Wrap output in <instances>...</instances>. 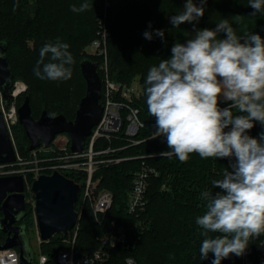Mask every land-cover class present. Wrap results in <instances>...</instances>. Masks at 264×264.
I'll return each mask as SVG.
<instances>
[{
  "label": "trees",
  "instance_id": "obj_1",
  "mask_svg": "<svg viewBox=\"0 0 264 264\" xmlns=\"http://www.w3.org/2000/svg\"><path fill=\"white\" fill-rule=\"evenodd\" d=\"M250 2L251 0H210V3L207 1L206 9L208 6L214 14L211 18L207 15L200 28L215 29L216 24L226 19L238 37L253 33L264 39V6L253 16L250 15L254 11ZM83 3H88L90 7L83 12L71 11V6L79 7ZM185 3L186 0H109L110 5L106 10L110 30L108 54L111 59V79L130 86L134 79L139 77L142 91L140 96L134 99L132 106L140 109L139 118L144 127L132 139L136 143L125 137L124 130L111 142L100 140L96 143L97 150L109 147L116 149L114 154H107L104 158L125 160L117 164L103 165L95 172L94 193L98 195L100 191H110L113 195V205L103 226L95 222L90 207L85 208L77 247L82 252L95 250L98 247L97 238L108 232L111 222L115 221L117 225L123 226L126 232L125 242L112 251V260L117 264H123L127 257H133L138 264H212L213 254L209 253L207 259H201L200 247L204 239L221 235L210 232L205 235V230L196 220L206 212L207 201L201 193L207 191L215 194L220 191L213 186V181L223 179L225 172L231 170L230 159L201 158L198 153L190 154L186 162H180L175 155L170 159L162 158L159 153L168 151V145L163 136L153 139L156 121L150 115L146 104V78L150 69L158 66L161 59L171 58L173 45L185 44L188 39L194 37L198 29L196 22H185L175 28L171 25L172 40L167 38L162 41L155 35V30H162L165 14L171 9V16L181 14ZM194 3H199V0H194ZM104 7V0H0V42L8 45L6 56L14 78L26 77L15 73L11 61V49L16 41L24 42V39L31 37L37 30L49 44H55L57 41L67 43L68 51L73 56L74 52L98 36L97 17L103 13ZM36 23L40 25L37 29ZM193 24L196 25L195 29ZM145 31L152 32L153 39H145ZM219 38H225V34L220 33ZM49 58L45 57V63L49 62ZM85 58L87 57L80 59L79 66ZM78 72L83 77L81 68ZM100 78L102 81L101 74ZM35 79L41 80L36 76ZM103 89L102 82V92ZM43 105L50 116L63 114L67 120H72L57 101L45 102ZM126 114L127 112L123 113L124 118ZM233 115L246 114L233 109ZM73 116H76V112ZM253 123L254 127L247 130V134L259 139L260 134L264 132V125L257 121ZM228 130L230 129H225L226 132ZM12 133L23 158H30V141L23 127L17 123ZM88 142L87 139L85 148ZM143 163L152 167L157 176L152 175L149 179L145 209L139 215L133 216L127 210L128 194L134 182V174L140 170ZM44 174L48 175L50 172ZM86 177L85 173H80L72 175L70 179L82 183ZM82 194L81 190L77 207ZM23 220L27 228L34 224L31 204L27 205L26 217ZM63 237L56 236L50 243H42L44 252L52 256L56 250L63 247ZM239 258L230 254L222 259L221 264H240Z\"/></svg>",
  "mask_w": 264,
  "mask_h": 264
},
{
  "label": "clouds",
  "instance_id": "obj_2",
  "mask_svg": "<svg viewBox=\"0 0 264 264\" xmlns=\"http://www.w3.org/2000/svg\"><path fill=\"white\" fill-rule=\"evenodd\" d=\"M206 4L207 0H186L183 12L170 17L171 25L198 23ZM262 6L264 0H251L250 15ZM89 7L73 5L71 11ZM220 33L225 38L220 39ZM155 35L163 39L164 30H155ZM143 36L153 39L150 31ZM68 48L59 41L45 44L34 75L42 80L70 79L73 56ZM171 52V58L161 59L146 78V104L156 121L153 139H166L169 150L159 153L162 158L175 155L186 162L190 154L198 153L201 158L230 159L231 170L213 181L220 191L201 193L206 212L196 220L205 235L221 234L203 240L200 258L211 253L212 264H221L230 254L243 255L251 238L264 233V132L259 139L247 134L254 121L264 125V39L253 33L238 37L225 19L215 29L196 30L192 39L175 43ZM221 97L231 102L228 107H219ZM233 109L246 115L234 116Z\"/></svg>",
  "mask_w": 264,
  "mask_h": 264
},
{
  "label": "built area",
  "instance_id": "obj_3",
  "mask_svg": "<svg viewBox=\"0 0 264 264\" xmlns=\"http://www.w3.org/2000/svg\"><path fill=\"white\" fill-rule=\"evenodd\" d=\"M104 3L105 10H107L110 5L109 0H104ZM19 84L15 82L16 89L12 93L14 101L9 107H5L0 94V111L9 133H11L10 136L13 142L12 129L18 123V110L15 106V99L22 94L15 93ZM103 84L105 85L101 97L103 102L100 100L104 108L103 116L100 123L93 128L91 136L87 138L89 142L84 151L72 153L68 135H59L50 148L40 147L31 153L28 159L21 158L16 153V162L0 165V177L10 175H22L25 177L26 204L32 205L36 226L38 221L34 211L35 201L30 196L33 181L40 175L42 176L44 172L52 174L54 171H59L67 177L80 173L87 175L82 182L83 194L79 207H77L78 219L75 227L71 230L69 237L63 235V247L56 250L52 256L43 253L39 258L38 264H117L112 260V251L119 244L125 242L126 232L124 227L117 225L113 221L108 232L97 238L98 247L95 250L82 252L77 247V238H79L78 235L85 208L89 206L95 222L99 226H103L106 222L107 214L113 205V195L110 191L103 190L98 195L94 193L96 183L93 176L95 172L103 165L117 164L125 160L124 158H104L103 156L107 154H114L116 149L109 147L97 150L96 143L100 140L111 142L113 139L118 138V134L123 130L125 137L132 140L144 127V123L139 118L140 109L132 106L134 99L141 94L139 86L117 83L108 77L103 80ZM124 112H127L125 118L123 116ZM62 137V144H58ZM133 143L136 142L133 141ZM5 168H10L11 170H6L5 172L3 170ZM152 175L157 176V172L145 163L134 174V182H132V188L128 194L127 210L130 215H139L145 209L147 204L146 193L149 179ZM29 178H31V181H29ZM51 240L45 243H50ZM39 241L42 244L40 237ZM19 250L18 248L1 250L0 264H21ZM239 257L240 264H264V233H261L258 237L251 238L245 253ZM123 264L138 263L133 257H127Z\"/></svg>",
  "mask_w": 264,
  "mask_h": 264
},
{
  "label": "water",
  "instance_id": "obj_4",
  "mask_svg": "<svg viewBox=\"0 0 264 264\" xmlns=\"http://www.w3.org/2000/svg\"><path fill=\"white\" fill-rule=\"evenodd\" d=\"M8 45L0 42V94L5 107H9L14 97L15 78L6 56ZM96 62L85 58L80 63L81 73L86 82V94L81 99L75 119L67 120L65 115L50 116L43 108L38 120L32 116L30 97L26 96L18 108V123L23 127L30 141L29 152L38 148H50L57 136L68 135L72 153L84 151L87 138L103 116L102 81ZM0 111V165L14 163L17 154L14 142ZM25 177L10 175L0 177V232L6 234L0 251L10 248L20 249L21 264H33V254L25 245L27 226L19 224L26 217ZM82 183L70 179L59 171L42 174L33 181L30 196L35 201L34 211L41 243L53 237L70 236L78 219L77 202Z\"/></svg>",
  "mask_w": 264,
  "mask_h": 264
},
{
  "label": "rangeland",
  "instance_id": "obj_5",
  "mask_svg": "<svg viewBox=\"0 0 264 264\" xmlns=\"http://www.w3.org/2000/svg\"><path fill=\"white\" fill-rule=\"evenodd\" d=\"M210 3V0H207ZM169 10V8H168ZM172 10V9H171ZM171 10L165 14L164 17V24L162 30H164V37L160 40H172L171 37ZM208 13L200 19L198 23H196L198 29L201 30L200 26L204 21L205 17L209 15V18L212 17L214 14L213 10L205 9ZM97 24H98V32L97 37L90 42L84 44L79 51L74 52L73 54V63L70 65L72 68V77L66 81H52V80H37L35 79L34 75V68L37 65L38 60L40 59L39 52L41 48L45 44H49L48 40L42 35L36 32L31 34V37L23 40H18L12 45L11 49V61L14 67L15 73H21L22 76H26L25 78H16L15 82L22 83L25 86V92L20 94L15 99V106L18 108L23 104L25 96L29 95L31 97V106L33 111V117L38 120L42 114L43 104L45 102H53L57 101V104L62 106V109L67 112L68 118L75 119L74 112L77 111L81 99L86 94V82L85 78L81 77L79 74L80 66L79 62L80 59L87 57L96 62H99V72L103 77L111 79V65H110V56L108 50V37L110 35L109 25L107 21V12L103 10V13L97 17ZM203 20V21H202ZM39 23L35 24V28H38ZM43 26V25H42ZM42 28V27H41ZM40 28V29H41ZM34 29V28H33ZM102 32V34H100ZM50 59V58H49ZM78 68V69H77ZM219 79V78H218ZM102 80V82H103ZM134 83L132 85L139 86V90L142 91L141 86L139 84V77L134 79ZM113 81V79H112ZM115 82V81H114ZM119 83V82H117ZM127 85V84H126ZM105 87V85L103 84ZM104 90V89H103ZM230 101H225L223 97L220 98L219 107L223 108L227 106ZM56 105V104H55ZM63 137L59 140L58 144H62ZM15 149L16 153L23 158V155L19 152L16 144ZM5 172L6 170H11L10 168L3 169ZM96 196V195H95ZM34 220V217H33ZM36 222V221H35ZM29 226L26 232V242L25 245L27 246V250L29 249L33 254L34 264H38L40 256L46 252L42 249V246L39 241V230L36 224ZM2 237V238H1ZM4 238V239H3ZM5 237L3 235L0 236V241L3 243Z\"/></svg>",
  "mask_w": 264,
  "mask_h": 264
},
{
  "label": "bare ground",
  "instance_id": "obj_6",
  "mask_svg": "<svg viewBox=\"0 0 264 264\" xmlns=\"http://www.w3.org/2000/svg\"><path fill=\"white\" fill-rule=\"evenodd\" d=\"M25 91V86L22 84V83H20L18 86H17V90H16V94H18V93H23Z\"/></svg>",
  "mask_w": 264,
  "mask_h": 264
},
{
  "label": "flooded vegetation",
  "instance_id": "obj_7",
  "mask_svg": "<svg viewBox=\"0 0 264 264\" xmlns=\"http://www.w3.org/2000/svg\"><path fill=\"white\" fill-rule=\"evenodd\" d=\"M0 217H3V213L0 211ZM25 220H23L21 223H17V225L19 224H23ZM3 235L6 238V234H3L2 232H0V236ZM2 238V237H1Z\"/></svg>",
  "mask_w": 264,
  "mask_h": 264
}]
</instances>
